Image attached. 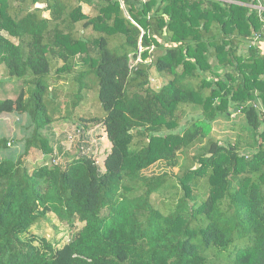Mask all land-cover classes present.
Instances as JSON below:
<instances>
[{"label": "trees", "instance_id": "trees-1", "mask_svg": "<svg viewBox=\"0 0 264 264\" xmlns=\"http://www.w3.org/2000/svg\"><path fill=\"white\" fill-rule=\"evenodd\" d=\"M262 7L0 0V85L24 86L0 117L25 114L32 129L21 154L0 137V264H264ZM60 90L74 113L87 91L104 112L78 118L75 153L48 132ZM233 114V142L211 139ZM97 125L102 168L81 142ZM156 163L178 173L146 174ZM44 223L55 235L32 233Z\"/></svg>", "mask_w": 264, "mask_h": 264}, {"label": "rangeland", "instance_id": "rangeland-1", "mask_svg": "<svg viewBox=\"0 0 264 264\" xmlns=\"http://www.w3.org/2000/svg\"><path fill=\"white\" fill-rule=\"evenodd\" d=\"M84 12L88 13V8H85ZM162 83L163 81L157 74L153 73L152 85L159 87ZM23 87L24 86L19 82H10L0 85V99L6 98L15 100ZM65 93V91L60 90L58 93L56 92L53 94L56 97L54 102L47 100V105H45V107L47 109V114L52 120L48 132L53 133L56 139L61 140V145L64 150L66 149L65 151H69L68 153H75V151H73L74 145L80 140V133L76 129L78 118H86L90 115L102 117L104 112L97 97H92L93 95L91 92L87 91V100L79 102L80 106L76 110V113H74L75 111H72L71 100L64 97L66 95ZM29 123V119L25 114L22 116L13 114L0 117V137H5L8 142H12L10 143L11 146L8 152L11 151V153L15 155L22 153L24 141L29 137L32 131ZM239 125H244V118L241 114L220 117L213 123V132L210 138L222 143L233 142L236 134L235 130ZM13 141L15 142L13 143ZM81 142L85 145L83 147V152L91 156L96 161L97 165L102 168V159L110 149V143L106 138L104 128L100 125L89 126ZM206 143L207 141L198 143L190 152L180 153V162L182 164H184L185 161L186 163H191L195 149L204 146ZM38 155L37 152H31L28 157V164H34L35 161L38 160ZM162 172L178 173V169H169L164 164L156 163L146 174H160ZM32 233L36 236L40 235L46 238H50L52 234L55 235L54 227L51 223H44L43 229H34Z\"/></svg>", "mask_w": 264, "mask_h": 264}, {"label": "built area", "instance_id": "built-area-1", "mask_svg": "<svg viewBox=\"0 0 264 264\" xmlns=\"http://www.w3.org/2000/svg\"><path fill=\"white\" fill-rule=\"evenodd\" d=\"M262 9H264V0H263V7H262ZM10 144H8V146H9Z\"/></svg>", "mask_w": 264, "mask_h": 264}, {"label": "water", "instance_id": "water-1", "mask_svg": "<svg viewBox=\"0 0 264 264\" xmlns=\"http://www.w3.org/2000/svg\"><path fill=\"white\" fill-rule=\"evenodd\" d=\"M235 111H236V109H235Z\"/></svg>", "mask_w": 264, "mask_h": 264}]
</instances>
